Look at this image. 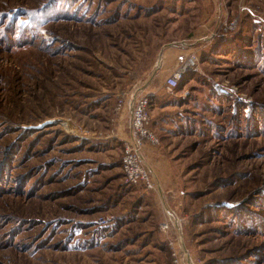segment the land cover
Returning <instances> with one entry per match:
<instances>
[{
    "label": "rangeland",
    "instance_id": "rangeland-1",
    "mask_svg": "<svg viewBox=\"0 0 264 264\" xmlns=\"http://www.w3.org/2000/svg\"><path fill=\"white\" fill-rule=\"evenodd\" d=\"M137 89L163 196L123 171ZM183 245L264 264V0H0V264H189Z\"/></svg>",
    "mask_w": 264,
    "mask_h": 264
},
{
    "label": "built area",
    "instance_id": "built-area-1",
    "mask_svg": "<svg viewBox=\"0 0 264 264\" xmlns=\"http://www.w3.org/2000/svg\"><path fill=\"white\" fill-rule=\"evenodd\" d=\"M197 62V55L192 54L185 66H181L168 76L166 84L169 91L173 92L179 86L184 70L191 67L189 65H196ZM127 107L129 108V115L131 114V122L130 126H127L124 138L123 171L130 183L145 186L150 191L159 192L156 173L152 171L153 168L146 155L147 144H159V138L150 126V99L147 94L136 90L130 95ZM161 201L165 204L162 199ZM162 228L168 229L167 221L162 224ZM173 264H185V262L177 256Z\"/></svg>",
    "mask_w": 264,
    "mask_h": 264
},
{
    "label": "bare ground",
    "instance_id": "bare-ground-1",
    "mask_svg": "<svg viewBox=\"0 0 264 264\" xmlns=\"http://www.w3.org/2000/svg\"><path fill=\"white\" fill-rule=\"evenodd\" d=\"M137 91H140V90L137 89ZM130 122H131V114L129 115L128 126H130ZM152 171H154V170L152 169ZM159 190H161V193H162V196H163L162 188L160 187ZM166 219H167V224H168V231L174 230L176 233L181 235V231H182L181 220L179 219L178 216H176L175 212L167 210ZM182 248H183V255L186 257L188 263L192 264L191 261L189 260V257H188V254H187V249L184 248V245L182 246ZM175 253H176V255L178 257L182 258L180 253L177 250H175Z\"/></svg>",
    "mask_w": 264,
    "mask_h": 264
},
{
    "label": "water",
    "instance_id": "water-1",
    "mask_svg": "<svg viewBox=\"0 0 264 264\" xmlns=\"http://www.w3.org/2000/svg\"><path fill=\"white\" fill-rule=\"evenodd\" d=\"M187 254H188V257L190 258L188 251H187ZM190 259H191V258H190ZM191 261H192V260H191Z\"/></svg>",
    "mask_w": 264,
    "mask_h": 264
},
{
    "label": "trees",
    "instance_id": "trees-1",
    "mask_svg": "<svg viewBox=\"0 0 264 264\" xmlns=\"http://www.w3.org/2000/svg\"><path fill=\"white\" fill-rule=\"evenodd\" d=\"M179 87V86H178Z\"/></svg>",
    "mask_w": 264,
    "mask_h": 264
}]
</instances>
